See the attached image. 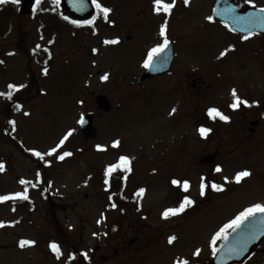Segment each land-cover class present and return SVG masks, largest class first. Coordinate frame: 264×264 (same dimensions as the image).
<instances>
[{"label": "rangeland", "instance_id": "374dc122", "mask_svg": "<svg viewBox=\"0 0 264 264\" xmlns=\"http://www.w3.org/2000/svg\"><path fill=\"white\" fill-rule=\"evenodd\" d=\"M100 1L111 5L110 0ZM24 2L20 0V6ZM42 4L46 10L55 3L42 0ZM25 12L12 17L17 28L13 36L7 37L6 63L0 67V85L6 93L9 84L25 85L5 102L15 101L21 106L19 110L6 105L5 116L0 119V164L4 165L0 194L21 192L18 179L34 180L36 176L35 162L6 133L8 117L16 122L17 136L26 147L45 154L52 183L34 189L31 202L36 207L32 211L25 204L15 210L0 202V222L5 225L0 227V264H65L63 256L57 259L49 244L55 242L62 253L66 252L68 237L70 247L84 250L94 264H176L178 259L204 264L216 233L244 209L264 204L262 63L260 68L253 59L248 61L247 53L238 46L223 68L228 83L212 86L204 97L208 103L220 104L228 92L226 88L243 87L246 81L258 83L259 89L243 90L252 91L250 95L255 96L249 98L262 103L258 109L246 110L250 116L247 121L240 115H233L227 123L202 121L194 116L198 101L192 87L184 86L181 97L179 90L167 94L174 86L171 76L162 81V102L158 93L146 100L119 84L120 72L128 69L129 60L124 51L116 54L117 50L114 53L112 46L104 43L114 34L107 25L100 24L96 36L86 30L73 35L58 28L40 38L31 10ZM95 45L99 52L93 51L92 55ZM256 47L262 50L264 64V41ZM219 48L217 41L208 42L204 55ZM45 52H49L47 61L41 56ZM184 57L187 60L181 58L177 67L194 65L186 54ZM241 66L260 74L250 81L247 75H251ZM173 72L172 76L176 70ZM105 74L109 76L107 81L101 79ZM203 77L207 83L213 80L209 72ZM101 93L112 102L110 113L97 108L95 96ZM173 108L176 111L170 114ZM199 108L203 110L204 105ZM86 111L95 112L97 136L93 139L85 138L80 129V118ZM252 119L259 125H252ZM200 123L211 129L206 138L198 131ZM252 127L254 132L250 131ZM69 131L72 135L60 146ZM117 140L119 146L113 147ZM98 145L105 150H98ZM54 148L57 151L47 155ZM64 152L72 155L60 160ZM210 154L216 156V161L202 164L201 159ZM122 155L131 158L133 167L125 193L139 185L146 189L139 211L130 205L109 206L101 169L117 163ZM212 167L221 169L214 174L212 171L211 179H216L223 190L206 198L200 195L199 180ZM243 170L250 171L251 176L237 183L236 174ZM173 179L189 183L194 204L164 219L163 212L179 207L185 198L183 185H173ZM171 236L176 240L169 244ZM21 240L35 244L21 248ZM197 250L200 256L195 255Z\"/></svg>", "mask_w": 264, "mask_h": 264}, {"label": "flooded vegetation", "instance_id": "af4514ba", "mask_svg": "<svg viewBox=\"0 0 264 264\" xmlns=\"http://www.w3.org/2000/svg\"><path fill=\"white\" fill-rule=\"evenodd\" d=\"M244 1L250 5L264 6V0ZM110 2L111 5L107 8L111 9V12L107 20L100 21L101 17H97L94 24H98L99 26L100 24H105L110 27L112 33H114L111 35L112 38L110 40H119V43L112 44L113 52L115 53L117 50L119 53L116 54L125 53L128 57V69L121 71V75L118 77L120 85L130 87L135 91L137 96L143 99L153 97L158 93L159 100L162 102V81L171 76L174 86L170 93H167L168 91L166 93L172 95L179 90V96L181 97V91L184 89V86L189 85L196 91L198 101L194 116L202 121L214 123L224 121L210 119L207 115L209 108L215 107L220 109L225 115L229 116L230 119H233V115H240L243 117L244 121H247L250 116H247L248 113L246 110L250 107L258 109L262 106L261 102L255 101L256 99H250L255 96L254 94L250 95V93H253L252 91H240L241 89H259L260 87L257 86L258 83L255 82L247 83L246 81L243 87L233 85L226 88L228 92H226L224 102L220 104L208 103L204 98L212 86H224V84L228 83L225 79L223 68L228 64L230 60L229 56L233 55L238 46L247 53L248 61L253 59L259 63L262 50L256 47V45L264 41V34L253 33L247 36L249 37L248 39H245L246 36L232 32L224 22L214 19L213 12L215 0H189L187 5L184 3V0H175V7L172 9L171 15H166L163 12L157 14L154 11L153 0H111ZM165 2L171 3V0H165ZM16 7L17 5L13 4L10 6H7V4H0V61L3 62L0 63V67L5 66L6 63L5 57L8 48L6 45L7 37L9 36L10 38L13 36L14 29L17 28L16 20L12 17H15L16 14L20 17V12L17 11ZM34 8L36 11H33ZM42 9V4H40L39 7L35 5L31 8L32 19L36 24V31L40 38H44L45 35L50 34V32L57 31L56 29L58 28H62L61 30L64 33L76 35L74 32H70L71 26L76 25L72 23V21L79 22V28L84 31L87 25L86 21L93 19L76 20L68 17L67 14L65 16L61 13V16H56L52 7L44 11ZM97 12L98 10L96 9L95 16L102 14ZM64 17L68 19H64ZM208 17L212 19L209 20ZM12 19H14V22ZM165 24H167L166 37L169 41L168 46L171 45L174 52L172 68L165 74L138 82L148 69L143 66L148 53L152 48L164 42L165 37L160 35V30ZM96 35L97 34H94L93 36ZM254 39H256V41H254ZM19 41L16 42L17 46ZM211 41H217L220 48L218 50H210L207 55H204L205 47L207 43ZM93 51L99 52L97 45L91 49L92 55ZM222 52H227V55L221 57ZM185 54L188 59L192 60L194 65H182L177 67L176 62L180 61L181 58H185ZM232 59H234V56L231 60ZM185 60H187V58H185ZM244 60L245 59H243L240 64H242ZM174 69L176 72L175 75L172 76L174 74ZM243 69L251 75L252 78L247 75L250 81L255 80L256 73L260 74L259 71L252 70L251 67ZM207 72L212 74L213 80L210 83H207L203 77V74ZM232 82L234 83V81ZM233 89L236 90L238 96L242 100H247L251 106L241 105L238 109L233 110L230 107L233 102V97L231 95ZM0 93H6L1 85ZM6 99V96H0V119L5 116ZM201 104L204 105L203 110L199 108ZM239 111L240 114H237ZM252 121L256 122L258 120L252 119ZM250 131L254 132V129L251 128ZM134 242L135 241L132 240V243ZM263 250L264 239L259 243L253 254L242 264H264ZM207 257L208 260L204 264H212L214 254L211 255V252H209Z\"/></svg>", "mask_w": 264, "mask_h": 264}, {"label": "snow or ice", "instance_id": "6c2138e0", "mask_svg": "<svg viewBox=\"0 0 264 264\" xmlns=\"http://www.w3.org/2000/svg\"><path fill=\"white\" fill-rule=\"evenodd\" d=\"M74 2H75V4L78 5L77 10H79V11H83L84 10V8L86 6L85 0H74ZM92 2L94 4L95 8L97 10H99L100 13L103 14L104 19L107 20L108 15L111 12V9H109L107 7H103L98 2V0H92ZM8 3H11L13 5H18L20 3V0H0V4H8ZM35 3L37 5V7H39V5L42 3V0H35ZM54 3L59 4L60 0H54ZM184 3L187 5L189 3V0H184ZM153 5H154V11L157 14H160L161 12H163L166 15H171L172 9L175 7V0H171V3L165 2V0H153ZM33 11H36V9L34 8ZM230 11H234V10L233 9H225L224 10L225 13L230 12ZM260 11L264 12V9H261ZM64 19H68V18L64 17ZM95 19H96V17H93L92 20L86 21V23L89 24V25H92V24H94ZM208 19L211 20L212 18L208 17ZM240 19H243V18H240ZM72 23H74L77 26H79V22H77V21H72ZM166 32H167V24L162 26L161 30H160V35L165 37L164 42L162 44L158 45L157 47H154V48H152L150 50V52L148 53L147 59L145 60L144 65H143L145 68H150L153 65L154 58L160 56V54L163 53L165 51V49L168 47L169 41H168V39L166 37ZM248 38L249 37H247V36L245 37V39H248ZM104 43H106V44H116V43H119V40H107ZM37 47H39V46H37ZM225 55H227V52H222L221 53V57H224ZM0 63H3V62L0 61ZM46 71L47 70H45V74H46ZM108 78H109L108 74H105V75H103L101 77V79L103 81H107ZM23 87H25V85L9 84L8 85L9 91L7 93H0V96H6L7 99L11 100L12 96H13V93L17 92V91H20V89H22ZM231 95L233 97V102L230 105V107L233 110L238 109L241 105L251 106V105H249L247 100H242L238 96V94H237L235 89L232 90ZM16 107L19 110V108L21 106L19 104H17ZM175 111H176V109H172V113H170V114H174ZM25 115H28V113H25ZM207 115L212 120L219 119V120L224 121V122H229L230 121V117L229 116L225 115L220 109L215 108V107L209 108L208 111H207ZM83 122H84L83 119H81L80 123H83ZM10 123L13 125V127L15 126V121H10ZM198 131H199V133H200V135L202 137L206 138L208 136V134L211 132V129L202 126V127H200L198 129ZM71 135H72V132L69 131L65 135V137L60 141V146H62L64 144L65 140H67L68 137L71 136ZM119 143L120 142L118 140L114 141L112 146L113 147H118ZM97 149L98 150H105L99 145L97 146ZM56 151L57 150L54 148L49 153H47V155H52ZM34 154L37 157H39L40 159H43V155L40 152H35ZM70 155H72V153L64 152L62 155L59 156V159L63 160V159H65V157L70 156ZM130 164H131V161H130V159L127 156H121L119 158V161L116 164L110 165L107 168L105 175L107 177H111L113 172H115L117 170H123V171H126V172H130L131 171ZM3 170H4V165L0 164V171H3ZM216 171L220 172L221 169L219 167H217ZM249 176H251V172L248 171V170H243V171H241V172L236 174L235 181L237 183H239V182H241V180L243 178H246V177H249ZM126 178L127 177H125V179ZM20 183L21 184H27L28 182L24 181V180H21ZM108 183H109V180L106 179L105 180V184H108ZM172 184L173 185L182 184L183 185V189H184L185 192H187L189 187H190V185H189V183L187 181L181 182V181L176 180V179L172 180ZM211 187L214 190H216V191H222L223 190V188L220 185L213 184ZM205 188H206V185H205V183L202 180L201 185H200L201 195H204ZM143 193H144V189H141L137 193V195L138 196H142ZM28 198L29 197H28V194H27V190H25L24 192L15 193V194H12V195L0 196V202H5V201H8V200H17V199H19V200H27ZM192 204H193V201L191 199H189L188 197H185L184 200L180 203L179 207L169 208V209L165 210L163 212V214H162V217L164 219H168L170 216L179 215L180 213L184 212L185 209L187 207L191 206ZM112 207L115 208L116 205L113 204ZM257 214H264V204L256 203V204L244 209L233 220H231L228 224L224 225V227L221 228L220 231L216 233V235L213 237V239L211 241L212 246H213V253L215 254L217 251H219V249H217L215 247L216 242L218 240L222 239L224 241H228L229 240V236L231 235V233H236L238 230H241L245 226V223L247 221H250V218L256 217ZM101 222L102 221H97L98 224L101 223ZM260 222L262 224H264V216H261ZM4 226H5L4 223L0 222V227H4ZM229 230H231V231H229ZM262 234H264V233H262ZM94 235H96V234L94 233ZM249 239H255V235L254 234L251 235L249 237ZM175 240H176V237L175 236H171L168 239V243L172 244ZM34 244H35V241H31V240H21L19 242V246L21 248H24L26 246H32ZM49 247L52 250V252L55 253L57 259H59L60 256L62 255V252H61V249H60L59 245L57 243H55V242H52L49 245ZM246 247H247L246 243L242 247H240L239 249H237V247H235V246L228 247V249H227L228 250V254L231 255L233 253H236L238 255L240 252H243ZM199 254H200V250H197L195 255L198 256ZM83 255H84L85 258H87V253H84ZM176 264H188V261L187 260L178 259Z\"/></svg>", "mask_w": 264, "mask_h": 264}, {"label": "water", "instance_id": "95a60500", "mask_svg": "<svg viewBox=\"0 0 264 264\" xmlns=\"http://www.w3.org/2000/svg\"><path fill=\"white\" fill-rule=\"evenodd\" d=\"M32 1L33 0H26L27 5H30ZM85 4L86 6L84 10L79 11L77 10L78 5L75 4L74 0H62L64 10L75 18H84L89 16H86L87 13L91 14L93 8L90 0H85ZM225 9H233L234 11L225 13ZM260 10L261 9H254L253 7L247 8L243 2L237 3L233 0H217L216 3V16L224 19L228 22L231 28L240 32H246L247 30H260L264 32V12H261ZM171 62L172 54L168 59H165V56L163 55L162 61H160V58H157L154 60L153 65L145 73L143 78H151L161 72H165L168 70ZM96 102L102 110L109 111L111 108L108 98L104 95H98L96 97ZM82 119L84 122L81 123V128L85 133V136L87 138L96 137V131L92 128L93 113L85 114ZM261 216H264V214H257L256 217L250 218V221H247L241 230L231 234L229 240L223 244L216 255V264L242 263L250 256L264 237V234H262L264 233V224L260 222ZM253 234L255 235V239H249ZM245 243L247 244V247L243 252H240L238 255L236 253L231 255L228 254V247L235 246L239 249Z\"/></svg>", "mask_w": 264, "mask_h": 264}, {"label": "trees", "instance_id": "16d2710c", "mask_svg": "<svg viewBox=\"0 0 264 264\" xmlns=\"http://www.w3.org/2000/svg\"><path fill=\"white\" fill-rule=\"evenodd\" d=\"M38 165H39L40 171L41 172L44 171L43 163H42L40 158L38 160ZM104 172H106V170H104ZM123 172L125 174H122V173H120V170H117L112 175L113 181H117L116 186L118 187V189L121 188L120 185L122 184L123 179H125V177L127 175L126 171H123ZM71 249H72L71 256L69 258L70 264H91V262H89V260L84 257L83 253L78 251L79 248L72 247Z\"/></svg>", "mask_w": 264, "mask_h": 264}]
</instances>
